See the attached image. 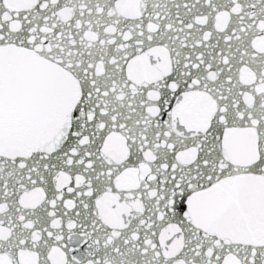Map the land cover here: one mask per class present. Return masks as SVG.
I'll return each mask as SVG.
<instances>
[{
	"label": "snow or ice",
	"instance_id": "1",
	"mask_svg": "<svg viewBox=\"0 0 264 264\" xmlns=\"http://www.w3.org/2000/svg\"><path fill=\"white\" fill-rule=\"evenodd\" d=\"M0 264H264V0H0Z\"/></svg>",
	"mask_w": 264,
	"mask_h": 264
}]
</instances>
